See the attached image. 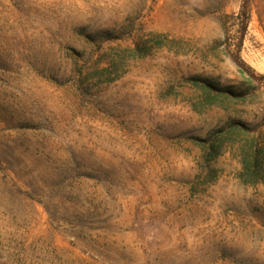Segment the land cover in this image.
I'll return each mask as SVG.
<instances>
[{
    "label": "rangeland",
    "instance_id": "1",
    "mask_svg": "<svg viewBox=\"0 0 264 264\" xmlns=\"http://www.w3.org/2000/svg\"><path fill=\"white\" fill-rule=\"evenodd\" d=\"M244 1L0 0V264H264V181L193 141L264 137V0L246 27ZM194 76L244 98L207 107Z\"/></svg>",
    "mask_w": 264,
    "mask_h": 264
},
{
    "label": "trees",
    "instance_id": "2",
    "mask_svg": "<svg viewBox=\"0 0 264 264\" xmlns=\"http://www.w3.org/2000/svg\"><path fill=\"white\" fill-rule=\"evenodd\" d=\"M249 0L244 1L242 16L246 27L248 19ZM244 27V28H245ZM158 46L162 42L158 41ZM139 56L134 54L133 58ZM235 61L243 75L253 78L254 71L237 56ZM192 86L200 91L205 105L208 107L218 106L228 109L232 103L243 100L244 93L230 87H224L210 79L194 76L189 79ZM194 145L202 152V160L206 165H211L227 150L234 153L241 164L239 177L245 185H257L264 181V137L250 125L231 120L225 125L210 132L206 137H194ZM208 184H212L216 177L212 170H208L205 176Z\"/></svg>",
    "mask_w": 264,
    "mask_h": 264
}]
</instances>
